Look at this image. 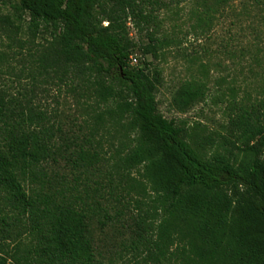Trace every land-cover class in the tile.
I'll return each instance as SVG.
<instances>
[{"label": "trees", "instance_id": "1", "mask_svg": "<svg viewBox=\"0 0 264 264\" xmlns=\"http://www.w3.org/2000/svg\"><path fill=\"white\" fill-rule=\"evenodd\" d=\"M10 1L29 15L35 34L50 31L51 43L39 58L44 81L54 75L63 81L70 70L94 77L98 97L116 103L109 113L136 131L124 163L129 169L142 167V189L147 192L148 186L152 195L149 210L137 222V250L142 246L162 262L178 244L191 264H264V120L243 109L233 119L240 145L229 142L243 155L226 147L208 157L187 139L183 126L160 112L158 73L132 64L136 44L128 20L139 26L152 21L140 3ZM149 52L155 50L145 47L144 54ZM203 94L201 85L188 83L179 89L176 106L189 108ZM14 99L12 108L0 94V264H102L96 261L89 203L61 190L59 195L31 194L26 186L37 176L35 168L56 159L58 151L83 161L96 154L59 148L54 137L62 129L35 98ZM157 216L158 232L149 236Z\"/></svg>", "mask_w": 264, "mask_h": 264}, {"label": "rangeland", "instance_id": "2", "mask_svg": "<svg viewBox=\"0 0 264 264\" xmlns=\"http://www.w3.org/2000/svg\"><path fill=\"white\" fill-rule=\"evenodd\" d=\"M136 1L152 21L139 26L135 19L128 20L136 44L132 64L158 73L160 112L183 126L187 139L208 157L226 147L241 157V150L229 143L240 145L233 135L240 132L233 119L246 109L264 120V0ZM13 2H0V94L12 108L14 98L34 97L47 118L62 129L54 137L59 148L68 145L73 153L84 148L96 154L83 161L75 153L74 158H64V151H58L56 159L35 168L37 176L26 181L28 191L61 190L89 203L99 263L191 264L178 244L162 262L149 257L142 246L137 250V222L152 204L149 187L147 192L142 189L146 182L142 167L129 169L124 163L137 133L125 119L109 113L116 103L98 97L94 77L70 70L63 81L57 75L44 81L39 58L51 43L50 31L35 34L29 15ZM147 46L155 52L144 54ZM188 83L201 85L204 94L189 108L179 109L175 98ZM160 218L149 236L157 234ZM29 241L25 237L22 246L27 248Z\"/></svg>", "mask_w": 264, "mask_h": 264}, {"label": "built area", "instance_id": "3", "mask_svg": "<svg viewBox=\"0 0 264 264\" xmlns=\"http://www.w3.org/2000/svg\"><path fill=\"white\" fill-rule=\"evenodd\" d=\"M136 61V58H133Z\"/></svg>", "mask_w": 264, "mask_h": 264}]
</instances>
